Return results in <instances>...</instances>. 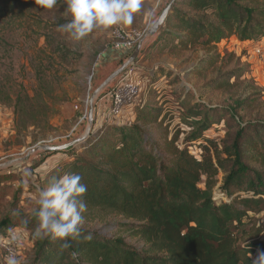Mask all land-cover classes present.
Here are the masks:
<instances>
[{"label": "trees", "instance_id": "trees-1", "mask_svg": "<svg viewBox=\"0 0 264 264\" xmlns=\"http://www.w3.org/2000/svg\"><path fill=\"white\" fill-rule=\"evenodd\" d=\"M175 5L150 51L212 48L234 36L255 43L264 37L260 0H177ZM9 6L41 9L35 0H0L2 10L10 11ZM224 78L207 85L221 89L229 85ZM37 79L34 95L21 89L14 100L18 133L50 126L51 101L56 103L52 81L46 71ZM161 91L148 88L155 98L163 97ZM177 97L182 110L176 117L181 123L171 138L168 129L162 141L148 135L147 125L169 121L168 127L175 117L171 110L164 114L162 108H150L145 99L129 115L105 125L110 127L106 136L81 142L85 151L80 153L75 144L66 149L70 160L58 163L44 184L65 172L78 173L87 186L85 218L103 222L120 217L121 221L115 223L117 231L109 233L83 226L84 234L90 232L93 238L69 239L67 250L60 249L61 241L39 237L28 264H255L259 252L264 253V242L258 239L264 225L257 226L246 245L239 232L243 235L246 222L256 224L264 211V121H246L238 115L246 101L221 107L193 102L187 92ZM137 108L142 109L138 115ZM213 130L224 137L217 142L210 134ZM5 175L1 179H9L10 174ZM19 193L0 216V247L15 229L21 235L37 230L38 218L19 206ZM124 233L141 237L143 247L128 242ZM73 251L78 254L75 259L70 255Z\"/></svg>", "mask_w": 264, "mask_h": 264}, {"label": "rangeland", "instance_id": "rangeland-1", "mask_svg": "<svg viewBox=\"0 0 264 264\" xmlns=\"http://www.w3.org/2000/svg\"><path fill=\"white\" fill-rule=\"evenodd\" d=\"M158 1L143 0L142 8L135 15L132 25L117 26L106 32L95 31L79 42L57 31L60 21L70 19V16L67 19L65 17L67 5L64 0H58L57 6L50 10H21L9 6V11L0 8V92H5L0 93V176L10 174L7 180L0 177V216L9 211L18 192L21 200L19 206L30 215L38 207L35 200L39 191L48 186L44 184V180L55 174L58 167L55 170L53 168L58 163L70 160V152H52L44 149V146H62L80 139L75 146L82 151L85 144L80 145L81 142L86 139L93 141L96 139L94 137H103L109 132L110 127L95 123L89 112L91 103L98 101L101 90L105 89L122 66L121 62H103V58L108 56L107 52L113 51L112 44L120 39V33L130 34L134 30L142 32L143 38L139 44L148 37V45H145L140 54V67L144 72L155 71V82H159L161 76L167 74L163 71L164 68L169 74H174L175 81L181 87L176 85V93L169 92L170 99H166L164 90L161 91V99L159 96L155 98L154 93L148 94V88L144 91V99L152 104L150 108H162L166 111L164 114L171 110L175 117L168 127L166 125L169 121L165 125H160L159 122L148 123V135L153 139L162 141L166 129L171 138L176 128L178 129V124L181 123L180 118L176 117L179 113L176 112L179 88L183 93L187 92L189 100L200 101L209 106H233L238 101H246L238 115L245 117L246 121H264V65L252 52L255 43H244L234 36L212 48L197 45L174 52L169 48L165 52H160L162 49L150 51L151 28L171 0L163 1L160 6H157ZM260 2L264 4V0ZM157 7L158 18L150 24ZM114 55L117 56L116 52ZM38 68L43 70L38 72ZM43 71H46L52 81V91L56 98V103L51 101L50 126L45 129L32 127L26 132L18 133L15 128L14 100L21 89L34 95L35 90L39 89L38 74H43ZM91 75L94 78L92 81L89 78ZM223 77L229 85L221 89H213L207 85L210 81ZM141 110L137 108L136 115ZM86 111L88 120L82 119ZM210 134H213L217 142L224 137V133L219 130H213ZM186 135V132L182 133L181 144ZM258 217L256 224L247 221L242 227L245 234L239 232L240 240L245 245L249 243L257 226L264 225V211ZM119 221L120 217H109L103 222L85 218L83 226L109 233L117 231L115 223ZM24 233L20 248L22 253L17 258L21 260V264H28L34 251V242L39 236L32 230ZM124 236L139 249L143 247L144 240L141 237L129 233H124ZM258 239L264 242V231ZM0 264H5L2 252Z\"/></svg>", "mask_w": 264, "mask_h": 264}, {"label": "clouds", "instance_id": "clouds-1", "mask_svg": "<svg viewBox=\"0 0 264 264\" xmlns=\"http://www.w3.org/2000/svg\"><path fill=\"white\" fill-rule=\"evenodd\" d=\"M67 5L65 17L67 22L57 26V31L67 34L73 41H82L95 31H108L117 26H130L135 15L141 10L143 0H64ZM42 9H53L58 0H35ZM82 176L74 172H65L53 176L46 188L39 191L35 203L37 208L32 214L38 218L36 235L41 239L51 238L61 241V250L71 247L69 239L91 241L92 234H84L83 225L88 206L83 199L87 186ZM17 240L12 236L11 242ZM72 258L77 257L75 251ZM5 264H21L14 253L5 257ZM255 264H264V253H261Z\"/></svg>", "mask_w": 264, "mask_h": 264}, {"label": "built area", "instance_id": "built-area-1", "mask_svg": "<svg viewBox=\"0 0 264 264\" xmlns=\"http://www.w3.org/2000/svg\"><path fill=\"white\" fill-rule=\"evenodd\" d=\"M163 1L166 2V0H159L157 6H160ZM157 12H159L158 7L153 11L150 24H152V21H156L155 13L157 14ZM142 35V32L138 30H134L130 34L125 35L120 33L118 35L120 39L112 44V48L114 50L133 52L137 48L138 42L143 38ZM263 39L255 42V48L252 52L260 63L264 65ZM140 58L141 55H138L135 59H128L125 64L118 68L119 70H117L115 76L108 82L105 89L99 93L98 101L91 103L92 112L89 113H91L92 120L97 121L100 126L111 124L126 114L129 115L136 107L141 106L145 100L143 93L150 86L162 88L164 84L171 85L172 81H170L168 76H163L159 82H154L155 73L153 71L144 72L140 67ZM89 78L90 81L94 79L93 75ZM161 98L162 96H159V99ZM178 106L179 109H182L179 104ZM87 111L84 113L82 119L88 120ZM13 235L17 237V240L9 243ZM22 244L23 236L15 229L4 239L0 247V252H3L4 257L10 253H14L17 256L20 253Z\"/></svg>", "mask_w": 264, "mask_h": 264}, {"label": "crops", "instance_id": "crops-1", "mask_svg": "<svg viewBox=\"0 0 264 264\" xmlns=\"http://www.w3.org/2000/svg\"><path fill=\"white\" fill-rule=\"evenodd\" d=\"M158 18V14L156 15V17H155V19H157ZM159 30V29H158ZM158 30L157 31H155V32H153L152 31V33H151V43H153L154 42V40H155V38L157 37V34H158ZM149 38L147 37V39H145L142 43H140L141 44V49H140V51H139V54L138 55H140V54H142V50L144 51V47H145V45H148V44H146V41L148 40ZM140 44H138V46L140 45ZM150 45V44H149ZM137 46V47H138ZM136 50V49H135ZM135 50L133 51V52H127V51H120V50H115L114 51V49H113V51H108L107 52V54H108V56H109V58H108V56H107V58H103V62H105V63H107L109 60V62H112V61H114V62H121V64H120V66L121 65H123V64H125V62L128 60V59H131L132 58V55L134 54V52H135ZM118 51V52H117ZM115 52H116V55L117 56H115L114 54H115ZM111 56H115L114 58L113 57H111ZM125 57H127L126 59H124ZM124 59V60H123ZM102 62V64H104ZM165 72V71H164ZM167 72V71H166ZM154 73H155V71H154ZM161 74V73H160ZM155 76V75H154ZM163 76H168L169 78H170V81H172V79H174V74L172 73V74H163L161 77H163ZM176 85L178 86V84H177V82H175V84L174 83H172L171 82V85H166V84H164V85H162V90H164L165 91V94H167V98L166 99H170L169 98V92H172V93H174V91H176L177 89H178V87H180V86H178V87H176ZM169 88H172V89H169ZM181 88V87H180ZM179 88V92H180V94L182 93V91H181V89ZM186 92V91H185ZM161 95H163V94H161ZM179 99L177 98V111L176 112H179L178 110H179V106H178V103H179V101H178ZM90 110H91V108H90ZM182 110V109H181ZM179 114V113H178Z\"/></svg>", "mask_w": 264, "mask_h": 264}, {"label": "water", "instance_id": "water-1", "mask_svg": "<svg viewBox=\"0 0 264 264\" xmlns=\"http://www.w3.org/2000/svg\"><path fill=\"white\" fill-rule=\"evenodd\" d=\"M176 1L177 0H171L169 2V4L166 6L164 11L162 12L160 17L158 18L157 22L151 28L153 32L157 31L162 26V24L164 23V21L166 20V18L168 17V15L172 11V9L174 8ZM140 49H141V44L136 48L134 54L132 55V59H135L138 56ZM91 112H92V107H91ZM80 141L81 140L78 139L76 141H72V142L65 144V145H62V146H44L43 148L46 150L52 151V152L53 151L54 152H60V151L66 150L68 147H70V146L76 144V142H80Z\"/></svg>", "mask_w": 264, "mask_h": 264}]
</instances>
